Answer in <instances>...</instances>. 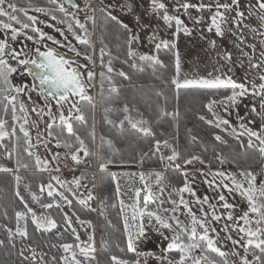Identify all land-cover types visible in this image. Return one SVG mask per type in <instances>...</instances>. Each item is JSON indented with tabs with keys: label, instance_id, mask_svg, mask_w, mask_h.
Returning a JSON list of instances; mask_svg holds the SVG:
<instances>
[{
	"label": "snow or ice",
	"instance_id": "6c2138e0",
	"mask_svg": "<svg viewBox=\"0 0 264 264\" xmlns=\"http://www.w3.org/2000/svg\"><path fill=\"white\" fill-rule=\"evenodd\" d=\"M65 3L74 11L70 12ZM49 4L55 7L33 6L31 3L25 7L18 5L17 0H0V33H3L0 35V156L15 161V167L0 164V173L11 177L14 196L22 205L21 210L14 211L13 226L0 224V230L4 233V238L0 239L3 255H13L12 250L17 248L19 240L21 247L15 255L21 258L20 264H148L149 257L156 264H237L236 260H229V256L237 257L239 264H264V179L258 182V176L264 177V126L260 131H255L242 122L239 124L241 130L238 131L229 119L217 111L222 109L231 115V109L238 108L240 99L249 94L251 84V95L259 96L261 111L258 114L264 119V74L258 76V85L249 81L247 76L245 82H237L231 75L220 70L228 67V72L233 71L229 66L233 61V54L224 50L217 53L224 62L220 69H214L207 76L191 77L182 72L181 56L176 50L181 34L191 36L197 26H202V30L214 33L215 37L221 39L228 33L236 36V31L231 26L235 24V28L241 30L245 17L241 0H150L152 17L159 20L162 27L158 26V29L147 32L149 25H144L142 30L147 34L143 38L129 24L113 15L115 9L129 14L134 12L127 0L98 9L92 6L90 0H86L83 8L76 0H49ZM244 7L247 8L248 16H257L259 27L264 28V0H256L255 4L249 0ZM29 8L55 23H47L36 15H30ZM97 11L104 20L114 22L124 31L123 59L119 55L113 56L108 46L101 41L97 65L94 59L97 50L92 44V32L88 26L90 22L95 28L97 17L89 13ZM80 12L85 13L83 22ZM135 20L140 23V17H135ZM38 24L53 28L62 39L50 35ZM243 27L264 36V32L249 24H243ZM21 38L25 42L19 48L14 47ZM237 39L240 43L236 47L241 55L248 57L250 70H264V50L259 52L260 60L252 62L253 57L240 47L244 43L242 36H237ZM27 42H31V45ZM208 43L210 48H217L216 39H210ZM261 44H264V40ZM78 46H83V50ZM148 46L151 48L150 52L142 53L138 50ZM250 47L253 52L256 51V45ZM162 52L171 53L173 59L174 73L167 83L173 87L176 107L169 112L166 106L156 103V114L175 121L179 116L181 90L188 94L207 93L209 98L203 105L207 115L199 114L198 120L237 140L247 136L246 147L253 149L254 154L247 158L246 163L250 162L249 168L252 164H258V173L244 168L238 173L227 171L223 165L229 163V158L222 153H214L213 158L207 161L197 154L182 157L177 142L154 139L156 133L150 119L145 112L127 100L119 109L106 107L104 122L121 132L127 126L134 136L146 140L153 138L148 152L142 153L137 163L142 167L145 158H150V153H159V162L164 171L110 172L109 166L116 161L106 157L104 149L105 146L110 148L112 141L101 136L98 152L93 151L89 143L85 142L82 133L86 131L91 145L96 144L94 115L97 105L90 89L95 86L97 75L100 79L101 100L104 99L107 83L108 99L112 100L111 94L116 93L115 101L120 103V89L116 85V78L131 83L132 77L122 67L116 69L114 61L139 72H143L145 66L149 67L155 75L159 69L167 68L161 58ZM81 58L84 63H81ZM97 66L101 69L99 73L95 70ZM240 66H243L242 62ZM14 74H19L22 80L26 77L31 79L16 84L13 82ZM156 96L162 97L164 93L157 92ZM164 99L166 105L167 97L164 96ZM86 112L93 117L91 124L86 118ZM254 113H257L255 105L250 110V114ZM33 114L36 120L31 119ZM237 115L241 121L244 120V117L238 113ZM41 123L45 125L44 132L39 129ZM33 129L36 130L35 143ZM213 136L215 141L226 143L221 134L213 133ZM53 141L55 148L65 149L63 158L59 152L52 154L53 161L64 163L67 167V160L70 158L78 167L84 163L85 157L97 156L101 181L107 180L115 186V196L119 203L118 215L122 218V235L125 240V247H121L119 243L114 245L119 254L110 250L112 245L107 240L101 241L98 253L95 225L91 220L81 219L72 210L74 198L81 206H88L95 199L92 189L82 185L84 176H73L71 181L61 179L59 175L52 174L60 172V167H50V160L42 158L36 151L43 144L44 149L51 153L49 144ZM241 147H245L243 141ZM164 149L171 154L164 156ZM213 161L221 167L214 169ZM231 162L236 163L234 159ZM119 163L127 165L130 161L121 159ZM196 163L208 168V171L198 170L199 175L205 178L203 183L207 185L208 191L203 195L198 194V189L194 187L196 173L185 170L186 166ZM30 167L39 173H49L48 182L39 185L40 195L31 191L30 184H24L31 201L39 204L42 210L39 214L29 206L20 191L24 177L19 172ZM237 167H240L238 163ZM169 169L182 177L181 186L174 185L170 180L165 183V173ZM137 176L141 187L134 186ZM121 178H126V190L120 183ZM95 179L96 176L93 175V188L96 187ZM81 187L86 188V196L77 195V190ZM45 193L50 202L42 201ZM125 196L130 202L122 198ZM241 203L245 205L244 208H241ZM65 208L69 211H65ZM51 209L57 210L59 221L49 213L48 210ZM100 215L112 226V221L107 218L103 208ZM73 217L75 223L84 228L86 238L82 239L80 232L73 226ZM4 218L9 219L7 211ZM63 225L66 227L61 230ZM151 233L161 240L159 255L141 249V244ZM36 234L41 237L49 234L60 240V243L45 245L56 249V253L49 255L48 252L38 250L41 246L35 239ZM66 237L71 238L72 242H65ZM229 242L232 246L230 252L225 250ZM237 248L243 249L244 255ZM249 254L251 260L248 258ZM0 264L14 262L0 261Z\"/></svg>",
	"mask_w": 264,
	"mask_h": 264
},
{
	"label": "trees",
	"instance_id": "16d2710c",
	"mask_svg": "<svg viewBox=\"0 0 264 264\" xmlns=\"http://www.w3.org/2000/svg\"><path fill=\"white\" fill-rule=\"evenodd\" d=\"M17 2L18 5L25 7H27L29 3H31L33 6H43L49 8L55 7V5L49 4V0H17ZM57 15H59V13H57ZM88 26L93 34V27L90 22ZM96 26L98 31L97 42L99 47L102 46L101 41H103V43L106 44L111 50L113 56L119 55L121 59H123L125 51L124 31L120 29L114 22L104 20L99 11H97ZM91 41L93 44L92 35ZM161 58L167 64V68L159 69L155 75L152 73L149 67L145 66L144 71L139 72L137 70L129 69L127 65H121L119 62L114 61V67L116 69H120L122 67L132 77L131 83L124 81L121 78H116V85L120 89V103L115 101L116 93L111 94L113 97L112 100L108 99L109 92L107 83H105L104 99L102 101L99 85L97 101V126L101 130V135H104V138L107 137V139L112 141L110 148L105 146V156L116 161L115 164L109 166V171L114 172L111 170L112 167L120 165L119 161L121 159L130 161V163L127 165L133 169L160 170L163 168V165H161L159 162V153H150V158H145V163L142 167L137 163L141 154L148 152L149 145L153 142V138L146 140L142 137L134 136L127 126L125 127V130L121 132L118 130V128H115L104 122V109L106 107L119 109L122 107V104L125 100L135 104L142 112H145L146 117L150 119L151 125L156 133L154 139H167L170 141V143L177 142L182 157H187L191 154H197L201 155L207 161L213 158L214 153H222L224 156L229 158L228 164H230L233 169L249 168L250 162L246 163V160L249 156L254 154V150L248 149L246 147L247 141L244 137H242L240 140H237L235 137L229 136L227 134L223 135L219 129H215L212 126L207 125L205 122L198 120L197 117L199 114L207 115V111L203 107L209 98L207 93L197 92L195 94H188L184 90H181L178 102L179 116L175 121H172L171 118L159 117L156 114V103L166 106L169 112H171L173 108L176 107V101L173 98V87L167 83L168 79L174 73L173 59L171 53L168 52H162ZM105 59H107V57ZM157 92H163L164 96L167 97L166 105L164 96L157 97ZM85 114L86 118L91 124L93 121L92 115L88 114L87 112ZM209 118L211 117L209 116ZM213 133H220L224 137L226 143L215 141ZM82 134L84 135L85 142L89 143L90 147H92V150L95 151V146L91 145L86 131ZM241 141H243L245 147H241ZM233 159L236 161V163L231 162ZM237 163L240 165V167H237ZM88 164L90 170L95 169V156L85 157L84 163L78 167L74 165V167H76V170L78 171H85L87 168L84 169L82 166ZM220 167L221 166L217 162L213 161L214 169ZM251 168H255L257 173L260 171L258 164H252ZM167 172L168 173H166V175L168 180H170L176 186L182 185V177L178 172L173 170H168ZM22 174L25 183L30 184L31 190L40 195L39 185L41 183L48 182L49 173H39L33 171L30 173L24 172ZM100 177L101 174L99 173L97 187H95L98 190V195L94 200H92V203L95 204L97 201L99 209L98 213L101 211V208H103L107 218L112 221V226H109L106 223L104 217L99 215L98 221L102 240L109 241L110 245H112L110 250L113 253L119 254L114 245L119 243L121 247H125V240L122 235V218L118 215L119 203L117 197L115 196V186L107 180L102 182ZM261 178L264 179V177ZM91 182L93 185V180H91ZM53 183L55 184V181H53ZM56 186L59 188L58 185ZM42 201L50 202V198L46 197V193L42 195ZM113 205H115V207ZM21 209L22 205L19 204V201L14 196L11 177L8 174L0 173V224H8L9 226H13L12 218L14 216V211ZM91 209L95 208L90 205L81 206L75 202L74 198L72 210H74L81 217V219L91 220L95 224L97 212L96 210L92 211ZM5 211L8 213V220H5L4 218ZM48 211L54 216V218H56L58 221L60 220V215L56 209H51ZM63 227H66V225H63L61 230H63ZM3 238L4 233L2 230H0V239ZM35 239L41 246V248L38 250L48 252L49 255L56 253V249H50L45 245H49L51 243H60V240L49 234H45L44 237L36 234ZM65 242H72L71 238L66 237ZM20 247L21 242L17 240V248L12 250L13 255L11 256L3 255V251L0 250V261H9L14 262V264H20L21 258L15 255L16 251H18Z\"/></svg>",
	"mask_w": 264,
	"mask_h": 264
},
{
	"label": "rangeland",
	"instance_id": "374dc122",
	"mask_svg": "<svg viewBox=\"0 0 264 264\" xmlns=\"http://www.w3.org/2000/svg\"><path fill=\"white\" fill-rule=\"evenodd\" d=\"M127 1H129L132 5H134V12L129 14L126 11H120L119 9H115V10H113V15H116L118 18L123 20L124 23L129 24V26L134 31H136L142 38L147 34V32H151L154 29H158V26L162 27V23L159 20L153 19V17H152L151 9L149 7L150 0H127ZM60 2H63V0H60ZM76 2L79 3L81 5V7L83 8L86 0H76ZM90 2H91L93 7L98 9L101 6L108 5V4L115 5L117 3H123L124 0H90ZM248 2H249V0H241L242 9L245 11V17L243 18V24H249V25H251V27L258 28L259 31L264 32V28L259 27L260 22L257 19V16H251V17L248 16L247 8L244 7V5H246ZM255 2H256V0H251V3L255 4ZM65 7L68 8L70 12L74 11L69 6L65 5ZM137 12H139V15L137 14ZM29 14L30 15H36L39 17L40 20H46L47 23H53V24L55 23L54 21H51L50 18L44 17L43 14L35 13L34 11H32L31 8H29ZM89 14H94L97 17V12L89 13ZM205 15H207V13H205ZM79 16L81 18V21L83 22L85 13L80 12ZM137 16L140 17V23H136L135 17H137ZM243 24H241V30L242 31L237 30L235 28V24H233L231 27L233 28V30L236 31V36L232 35L231 33H228L222 39L215 37L214 33H208L206 30H202V26H197L196 30L193 32V34L191 36H184L181 34V36L178 40V43H177L176 50L180 53V56H181L182 72L187 73L191 77L207 76L208 73L213 72L214 69H220V65L222 63H224L223 61H221L219 59L217 53H222L224 50H227L233 54V61L229 65L232 67L233 71L228 72V67H224L220 70L224 73H227L228 75H231L232 78L234 80H236L237 82H240V83L245 82V77L247 76V79L249 81H254L258 85L260 83L258 76L261 74H264V70H261V69L250 70L248 57L241 55L240 50L236 47V44L240 43V41L237 39V36H242L244 43L240 44V47L243 48V50L245 52H247L249 54V56L253 57L252 62H258L260 60L259 52L261 50H264V44H261V41L264 40V36H260L256 33L249 31L247 28L243 27ZM144 25H149L147 32L142 30ZM37 26L43 28L44 31H46L50 35L55 36L57 39H62V37H60L59 34L56 33L53 28H47L43 24H38ZM17 27H18V25H17ZM97 33H98L97 26H95V28H93L92 40H93V46L97 50L96 55L94 56V59L96 60L97 65H99L98 56H99L100 47H99L98 42H97ZM0 35H3V33H0ZM210 39H216V41H217V48L215 50L209 47L208 42ZM24 42L25 41H23V39L21 38L20 42L15 43L13 46L19 48L20 45ZM27 43L29 45H31V42H27ZM250 45H256V51L255 52H253V49L250 47ZM134 47H135V45H134ZM80 48H81V50H83V46H80ZM138 50L142 53L143 52H150L151 48H150V46L140 47ZM241 62L243 64L242 67L240 66ZM12 63L15 66V62L12 61ZM81 63H84L83 58H81ZM95 70L97 73H99L100 72L99 66H97ZM98 77H99V75H97L96 80L94 82L95 86L90 89V94L93 96L94 102L96 103V105H97V101H98L99 85H100V80ZM30 79H31L30 77H26V78H24V80H22V78L20 77L19 74H14L13 82L16 84H20V83L25 82V81L30 80ZM249 88H250L249 94L240 99V103H239L238 108L234 107L231 109V115H229V113L224 112L222 109H217V111H219L221 115H223L225 118H227L231 121L233 127H236L238 129V131L241 130V129H239V124L242 122L245 123L248 127L252 128L255 131H260L261 127L264 126V119H261V116L258 114L261 111L260 110L259 96L253 97L251 95V84H249ZM34 98H35V94H34ZM253 105H255V107L257 108V113L250 114V110L253 107ZM54 111H55V109H54ZM237 113L239 114V116L244 117L243 121H241L238 118ZM31 119L36 120L35 114L32 115ZM45 119H47V117H45ZM94 119H95V125H96V129H95V131H96L95 151L98 152L99 145H100V137L102 135H101V130L97 126V107H96ZM44 128H45V125L43 123H41L39 126L40 131L44 132ZM218 134H220V133H218ZM226 134L227 133H223V135H226ZM32 136H33V142L35 143L36 142V130L35 129L32 130ZM45 136H46V133H45ZM244 138L247 141V136H245ZM105 139L109 140V139H107V137H105ZM54 143L55 142L53 141L51 144H49V147L51 148V153L47 152L44 149L43 144H41V146L38 149H36V151L38 152V154L42 158L47 157L50 160V162H51L50 167L54 168L57 165L60 167V169H61L60 172H58V173L53 172V173H55L54 175H59L61 177V179L65 180V181H71L73 179V176L79 177V176L83 175L84 179H82V185H86L87 189H92L93 195L96 197L98 195V190L96 188L92 187L91 180H92L93 175H95L96 176L95 185L97 187L98 174H99L97 156H95V169L94 170H90V167L88 164V165L82 166L84 169L87 168V169H85V171H87V172H85L84 170L78 171V170H76V167H74V163L70 160V158L67 160V167H65L64 163L58 164L57 161L52 160V154L59 152L61 158H63L64 152H65V150H63L62 148H59V149L55 148ZM162 151H163L164 156H168L171 154L170 151L167 149H164ZM0 164H3V165L8 166V167H15V161L14 160H11V161L6 160L3 156H0ZM223 168L226 169L227 171L234 172V173H238L241 170L239 168L233 169V167H231V165L228 163L223 165ZM244 169L257 172L255 168H244ZM111 170L114 172H117V173H120V172L149 173V172L153 171V170H144V169H136V168L133 169L128 165L127 166H125V165L114 166V167H112ZM169 170L172 171V169H169ZM185 170L188 171L189 173H196L195 179H194V187H196L198 189V194L203 195L206 191H208L207 185H205L203 183V180L205 178L201 177L198 173V170L208 171V168L206 165H200V164L196 163L194 165L186 166ZM33 171H35V169L32 167H30L27 170L21 169L19 172V175L22 176L23 175L22 173H24V172L30 173ZM155 171H164V168H161L160 170H155ZM166 173H168V172H166ZM166 173H165V176H166L165 183H167L169 181ZM208 179H210V177H208ZM261 179L262 178L260 176H258V182ZM120 183L122 186L125 187V190H126V187H127L126 178H121ZM24 184H26V183L23 180L21 183V186H20L21 194L25 197V200L29 203V206L32 207L33 209H35L37 211V213L39 214L42 210L40 209L39 204L33 203L31 201L29 192L24 189ZM134 186L135 187H141L142 186L139 182L138 176L135 178V185ZM81 194H83L84 196L87 195V191H86L85 187H81L80 189L77 190V195L79 196ZM209 194L211 195L210 192H209ZM122 198L125 199L126 202H130V201H128V198L126 196L122 197ZM237 200L239 201V198H237ZM213 202H215V201H213ZM89 205L94 207L96 212H97L96 223L95 224L93 223V224L95 225V239H96V246H97L98 253H99V249L101 247V241H102L101 230H100L99 221H98L100 212L98 213L99 209H98L97 201L95 204H93L92 201H90ZM244 207H245V205L243 203H241V208H244ZM65 210L69 211V209H67V208H65ZM239 214H240V211L238 209L237 215H239ZM73 224L77 228V230L80 232L82 239L86 238L84 228H82L79 224L75 223V217H73ZM88 231H91V229H88ZM160 246H161L160 238L156 234L151 233L149 235V238L141 244V249L143 251L152 252L154 255H159L160 254ZM231 249H232V246L229 242L228 246H227V248H225V250L230 252ZM237 250L240 252L241 255H244L243 249L237 248ZM248 258L250 260L252 259L250 254L248 255ZM229 260H236L237 264H239V259L237 257L229 256ZM148 264H156V261L152 257H149L148 258Z\"/></svg>",
	"mask_w": 264,
	"mask_h": 264
},
{
	"label": "flooded vegetation",
	"instance_id": "af4514ba",
	"mask_svg": "<svg viewBox=\"0 0 264 264\" xmlns=\"http://www.w3.org/2000/svg\"><path fill=\"white\" fill-rule=\"evenodd\" d=\"M129 4H131L129 1H127ZM131 6L133 7V9H134V5H132L131 4ZM137 14L139 15V12H137ZM78 47H80V46H78Z\"/></svg>",
	"mask_w": 264,
	"mask_h": 264
},
{
	"label": "water",
	"instance_id": "95a60500",
	"mask_svg": "<svg viewBox=\"0 0 264 264\" xmlns=\"http://www.w3.org/2000/svg\"><path fill=\"white\" fill-rule=\"evenodd\" d=\"M63 2H64V0H63ZM65 5H66V6H69V5H67V3H65Z\"/></svg>",
	"mask_w": 264,
	"mask_h": 264
}]
</instances>
